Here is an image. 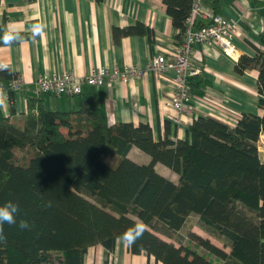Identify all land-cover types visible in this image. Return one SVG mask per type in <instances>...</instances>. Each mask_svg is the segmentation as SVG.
<instances>
[{"label": "trees", "instance_id": "obj_1", "mask_svg": "<svg viewBox=\"0 0 264 264\" xmlns=\"http://www.w3.org/2000/svg\"><path fill=\"white\" fill-rule=\"evenodd\" d=\"M163 2L180 42L193 0ZM219 3L214 0L215 13ZM6 22L0 21V45L10 32ZM112 32L117 43L131 35L155 37L140 21ZM253 68L262 113H243L234 126L199 115L183 138L170 136L168 122L159 138L147 122L110 123L94 102L50 109L29 96L24 120L0 115V204L18 203L17 222L30 225H4L0 264H85L91 246L114 253L120 235L137 221L147 229L129 250L164 264H264L263 50L241 55L235 65L240 74ZM16 77L0 69V87L10 100ZM134 147L150 161L130 158ZM158 164L177 179L159 172ZM192 215L197 219L188 224Z\"/></svg>", "mask_w": 264, "mask_h": 264}, {"label": "crops", "instance_id": "obj_2", "mask_svg": "<svg viewBox=\"0 0 264 264\" xmlns=\"http://www.w3.org/2000/svg\"><path fill=\"white\" fill-rule=\"evenodd\" d=\"M201 1L203 15L198 24L207 23L215 13L214 0ZM216 10L233 26V54L228 56L215 45L195 47L193 63L201 73L190 81L192 100L176 111L167 105L172 94L169 81L152 73L128 83L87 86L76 96L40 93L37 86L43 74L54 76L73 70L84 76L94 66L142 68L153 56L170 54L179 43V29L173 26L163 0H0V21L5 17L7 29L20 37L16 44L0 45V64L22 78V89L15 92L13 100L2 96L0 115L24 120L29 96L41 97L50 109H79L94 102L110 123L147 122L159 138L165 135L168 122L170 136L183 138L199 115L213 116L234 126L243 113L261 114L258 69L240 74L235 65L241 55L264 51V0H220ZM138 21L154 30V39L131 35L114 41L115 26L123 28ZM39 23L45 25L44 31L33 39V25ZM129 156L140 163L149 161V156L136 147ZM160 170L177 179L166 166ZM113 255L119 264H164L145 252L132 253L120 239L112 255L101 244L91 246L85 264H109Z\"/></svg>", "mask_w": 264, "mask_h": 264}, {"label": "built area", "instance_id": "obj_3", "mask_svg": "<svg viewBox=\"0 0 264 264\" xmlns=\"http://www.w3.org/2000/svg\"><path fill=\"white\" fill-rule=\"evenodd\" d=\"M202 15V1L193 0L192 10L186 19V29L180 42L170 54L159 53L142 68L133 67L120 70L116 67L94 66L84 76L73 70L54 76L43 74L37 80L38 90L40 93L55 96H75L82 94L87 86H103L112 82L128 83L133 78H140L152 73L158 78L169 81L172 94L167 105L176 111H181L185 102L192 100L191 79L201 73V68L193 63L195 47L215 45L219 46L226 55L233 54V26L231 22L222 14L214 13L207 23L198 24V18ZM10 87L15 92H19L22 89V78L18 76L13 79ZM0 92L4 96L7 95L3 86L0 87ZM1 100L2 96H0ZM109 264H119L114 255L110 257Z\"/></svg>", "mask_w": 264, "mask_h": 264}, {"label": "clouds", "instance_id": "obj_4", "mask_svg": "<svg viewBox=\"0 0 264 264\" xmlns=\"http://www.w3.org/2000/svg\"><path fill=\"white\" fill-rule=\"evenodd\" d=\"M45 25L42 23L33 25V39L41 36L44 31ZM20 39L18 33L5 32L2 40L5 44H10L16 40ZM6 65L0 64V69L6 68ZM4 94L0 92V96ZM3 101H0L2 104ZM19 214V205L13 200H8L3 204H0V242L6 240L4 234V225L16 226L20 230H30V225L28 221L21 219L17 222V216ZM147 229V225L143 221L135 222L131 227L125 229V231L120 235L119 239L128 247H132L137 240L143 237L144 232Z\"/></svg>", "mask_w": 264, "mask_h": 264}, {"label": "rangeland", "instance_id": "obj_5", "mask_svg": "<svg viewBox=\"0 0 264 264\" xmlns=\"http://www.w3.org/2000/svg\"><path fill=\"white\" fill-rule=\"evenodd\" d=\"M260 151H261V153H262V155L264 156V136L262 137V141H261V146H260ZM144 154H146V153H144ZM147 155V154H146ZM110 156H116L111 150H109V152H108V161L109 162H111V163H114L113 162V158H112V160L110 159ZM147 156H149V155H147ZM110 159V160H109ZM140 161H143V160H140ZM149 161H150V157H149ZM148 161V162H149ZM162 167H165L164 165H162V164H158V171L160 172L161 170V168ZM168 174H172V173H170V172H168V171H166ZM173 176V175H172ZM196 219H197V216L196 215H192V216H190V218H189V223L188 224H193L195 221H196ZM194 229L196 230V231H198L199 233H201V234H203V235H206V233L205 232H203L200 228H198L197 226H194Z\"/></svg>", "mask_w": 264, "mask_h": 264}]
</instances>
